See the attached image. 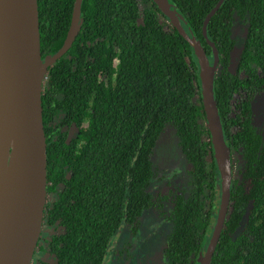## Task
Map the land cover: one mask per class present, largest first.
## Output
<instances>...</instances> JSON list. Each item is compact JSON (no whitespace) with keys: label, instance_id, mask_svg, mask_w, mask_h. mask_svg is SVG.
I'll list each match as a JSON object with an SVG mask.
<instances>
[{"label":"trees","instance_id":"1","mask_svg":"<svg viewBox=\"0 0 264 264\" xmlns=\"http://www.w3.org/2000/svg\"><path fill=\"white\" fill-rule=\"evenodd\" d=\"M74 1L37 0L42 58L63 45ZM168 1L212 63L202 26L218 0ZM78 27L42 88L47 199L37 247L52 261L38 264H105L115 234L126 226L136 235L151 209L169 226L163 264H197L221 185L192 46L153 0H81ZM206 35L218 51L224 139L242 159L210 264H264V135L252 109L264 94V0H224ZM167 131L188 163L179 192L163 193L153 162Z\"/></svg>","mask_w":264,"mask_h":264},{"label":"water","instance_id":"2","mask_svg":"<svg viewBox=\"0 0 264 264\" xmlns=\"http://www.w3.org/2000/svg\"><path fill=\"white\" fill-rule=\"evenodd\" d=\"M223 1L218 0L203 20L202 32L213 53L210 63L169 1L153 0L193 48L206 125L220 174L216 222L206 250L198 253L197 264H210L230 203V150L213 94L219 58L215 44L206 35V25ZM80 4L81 0L74 1L71 24L61 48L42 58L37 0H0V264H31L37 247L47 199L42 88L48 68L68 50L78 33Z\"/></svg>","mask_w":264,"mask_h":264},{"label":"flooded vegetation","instance_id":"3","mask_svg":"<svg viewBox=\"0 0 264 264\" xmlns=\"http://www.w3.org/2000/svg\"><path fill=\"white\" fill-rule=\"evenodd\" d=\"M255 99L252 102V109H253ZM253 118L255 119L254 110H253ZM258 129L261 130L263 135H264V130H262L261 128H258ZM164 135H166V133ZM164 135L162 136V138L157 143V146L155 147L154 154H153V162H154V164H156L160 168L159 176H160L161 171L163 173L166 170L165 173H163L161 176L164 177V175H165V181L168 183H170V177L168 176L169 173L171 172V170L176 168V171L179 172L181 175L180 186L176 189H174V188L172 189L171 187L170 188L165 187V188H162V191H164L163 193H165V192L168 193L170 191L171 192H174V191L179 192V190L182 188L183 183H184V176H185V171L188 168V163H187L186 159L183 157V155L181 154L178 146L175 143H171V140L166 139ZM229 150H230V148H229ZM230 162H231V176H232L231 177V183H232V180L237 179L239 177V171H240L241 164H242V159H241L239 153L234 152L231 155V152H230ZM215 165H216V163H215ZM217 170H218V168H217ZM219 178H220V174H219ZM166 185L170 186V184H166ZM220 185H221V183H220ZM230 191H231V187H230ZM220 197H221V189H220ZM219 205H220V202H219ZM218 208H219V206H218ZM218 208H217V210H218ZM150 213H153L157 217H159L156 210L151 209V210L146 211L141 217V222H142L141 228H140L139 232H136V235L132 234L130 232L129 228H127L126 226L117 232L116 235L120 234V239H119V241H116L115 240L116 236L114 237V239H113L114 241H112L110 248H109V251L107 253V258H106L105 264H108L109 262L111 264V262H114V261L117 264H123V262H125L127 260H131L135 256V253H137L136 249L138 248L139 243H140L139 240H137V239H139L138 235H139L141 229L143 228V226L145 225V222H144L145 217L148 216V214H150ZM226 216H227V214H226ZM215 222H216V220H215ZM42 223H43V221H42ZM41 231H42V227H41ZM40 235H41V233H40ZM39 238H40V236H39ZM163 239H164V236L161 237V240H162L160 243L161 249L163 247ZM38 241H39V239H38ZM118 244H119V246H118ZM132 252L134 254H132ZM36 253H38V254H36ZM148 253H149V250H147L144 253V256L141 259H139L138 261H136L135 264H152V258H149L147 256ZM112 256H114L115 260H113ZM116 256L119 258L116 259L115 258ZM40 260L50 262V261H52V258L44 251L39 252L38 247H36L34 254H33V259H32L31 264H38L39 262H41ZM163 263H164V261H163V257H162L160 264H163Z\"/></svg>","mask_w":264,"mask_h":264},{"label":"rangeland","instance_id":"4","mask_svg":"<svg viewBox=\"0 0 264 264\" xmlns=\"http://www.w3.org/2000/svg\"><path fill=\"white\" fill-rule=\"evenodd\" d=\"M238 35H239V31H238L237 36ZM239 47H240L239 45H237L235 47V50L233 52V58L234 59L236 58V56L238 54ZM253 110H254V114H255L254 123L256 124V126L258 128H261L262 130H264V94H259L256 97L254 105H253ZM164 136L166 139L171 140V143H175L177 145V141H176V138H175L173 132L167 131L166 135H164ZM165 171L163 173H165ZM163 173L161 171L160 176ZM168 176L170 177V183L165 181V175H164V181L162 184H170V186H168V187L169 188L171 187L172 189L178 188L180 186V182H181L180 181L181 175L179 172L176 171V168L171 170V172L169 173ZM144 222H145V225L143 226V228L141 229V231L138 235L139 239H137L140 242L138 248L136 249L137 253H135V256L131 260H127V261L123 262V264H135L136 261H138L139 259H141L144 256V253L147 250H149V253L147 256L149 258H152V264H160V261L163 257L162 256V249L160 247V243L162 241L161 237L164 236L165 233L169 231V226L165 222L161 223L160 220L158 219V217L153 213L148 214V216L145 217ZM115 236H114L115 240L119 241L120 234H118V235L115 234ZM114 237H113V239H114ZM113 239H112V241H114ZM119 244H118V246H119ZM132 254H134V253L132 252ZM112 258H113V260H115L114 256H112ZM115 258L118 259L119 257L116 256ZM108 264H110V262ZM111 264H117V263L114 261V262H111Z\"/></svg>","mask_w":264,"mask_h":264}]
</instances>
